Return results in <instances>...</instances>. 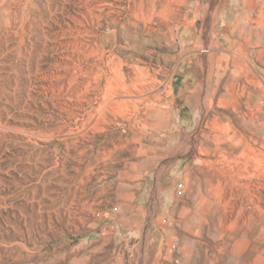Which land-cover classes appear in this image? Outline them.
Instances as JSON below:
<instances>
[{
	"label": "rangeland",
	"instance_id": "1",
	"mask_svg": "<svg viewBox=\"0 0 264 264\" xmlns=\"http://www.w3.org/2000/svg\"><path fill=\"white\" fill-rule=\"evenodd\" d=\"M133 208L159 264H264V0H0V264Z\"/></svg>",
	"mask_w": 264,
	"mask_h": 264
},
{
	"label": "crops",
	"instance_id": "2",
	"mask_svg": "<svg viewBox=\"0 0 264 264\" xmlns=\"http://www.w3.org/2000/svg\"><path fill=\"white\" fill-rule=\"evenodd\" d=\"M104 216V215H103ZM138 208L128 214L109 213L96 223V235L73 264H159L166 246L156 225L143 221ZM140 242V243H139ZM143 242V246H141Z\"/></svg>",
	"mask_w": 264,
	"mask_h": 264
},
{
	"label": "bare ground",
	"instance_id": "3",
	"mask_svg": "<svg viewBox=\"0 0 264 264\" xmlns=\"http://www.w3.org/2000/svg\"><path fill=\"white\" fill-rule=\"evenodd\" d=\"M167 1H169V0H167ZM177 1V0H176ZM156 3V2H155ZM170 3H172V2H169V3H167L168 4V8H170ZM174 3V2H173ZM187 3V2H186ZM166 4V5H167ZM189 4V3H188ZM155 5V4H154ZM174 5V4H173ZM172 5V6H173ZM143 5L142 4H135L133 7H132V11L135 13V14H139L141 11H143L144 9H143ZM189 7V6H188ZM148 10L150 11V12H148V13H150L151 15H153V13H154V6L152 5V6H149V8H148ZM166 10V9H165ZM169 10V9H168ZM176 10V9H175ZM182 10V9H181ZM172 10H170V12H171ZM175 12V11H174ZM166 13V12H165ZM177 13V12H176ZM167 14H169L168 12H167ZM170 14H173V13H170ZM178 14V13H177ZM170 16H172V15H170ZM176 16V15H175ZM167 17V16H166ZM174 17V16H173ZM169 18V17H168ZM176 18V17H175ZM167 20V19H166ZM170 20V19H169ZM183 21V20H182ZM175 22V21H174ZM170 23V22H169ZM172 23V22H171ZM182 25H183V22H182ZM206 28V27H205ZM112 31V30H111ZM206 33V32H205ZM211 33V32H210ZM125 34V33H124ZM213 35V34H212ZM230 35V34H229ZM124 36V35H123ZM207 36V35H206ZM116 37L118 38V39H121L122 38V36L121 35H119V34H117L116 35ZM211 37V36H210ZM213 39V38H212ZM206 42V41H205ZM142 44V43H141ZM212 45V44H211ZM216 45V44H215ZM132 51V50H131ZM127 52V51H126ZM110 55V54H109ZM210 65H211V63H209ZM206 65V64H205ZM209 65V66H210ZM206 73V72H205ZM217 73V72H216ZM204 75V74H203ZM205 77V76H204ZM136 80H137V78H135ZM213 79H214V73H213V71H211V70H209L208 72H207V75H206V77H205V81H204V83H205V88L206 89H204V92H205V94H206V96H207V94H208V88H210L211 89V86H212V81H213ZM116 81H117V83H119V85L121 86V87H126L127 86V83H126V80H125V78L124 77H117V79H116ZM106 89H110V88H112V83H111V79H109L108 78V80H106ZM206 90V91H205ZM210 92H211V90H210ZM109 93V92H108ZM221 97H223V96H221ZM210 100V99H209ZM204 101V100H203ZM201 103V102H200ZM202 104H204V102L202 103ZM202 108H203V110L205 109L204 108V105H202ZM102 112V111H101ZM201 113V112H200ZM206 113V112H205ZM220 142V141H219ZM222 143H224V142H222ZM219 144V143H218ZM221 147V146H220Z\"/></svg>",
	"mask_w": 264,
	"mask_h": 264
},
{
	"label": "built area",
	"instance_id": "4",
	"mask_svg": "<svg viewBox=\"0 0 264 264\" xmlns=\"http://www.w3.org/2000/svg\"><path fill=\"white\" fill-rule=\"evenodd\" d=\"M183 183H180L179 185H178V191L181 193L182 191H183ZM117 210V208L116 207H114L113 208V211H116Z\"/></svg>",
	"mask_w": 264,
	"mask_h": 264
}]
</instances>
